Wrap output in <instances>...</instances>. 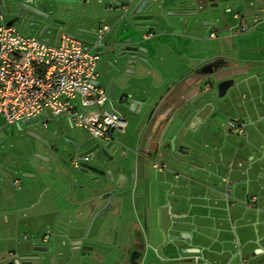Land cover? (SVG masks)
<instances>
[{
    "label": "crops",
    "instance_id": "0c3cea01",
    "mask_svg": "<svg viewBox=\"0 0 264 264\" xmlns=\"http://www.w3.org/2000/svg\"><path fill=\"white\" fill-rule=\"evenodd\" d=\"M199 1L203 6L208 5V0ZM251 1L227 2L236 10L247 13L264 5V0H253V4ZM166 7L170 10L172 5L167 4ZM248 18L254 20L251 15ZM249 22L251 23L250 20ZM256 22L255 30L264 31V19H257ZM161 23L163 25L158 28L163 32L141 43L148 48V62L120 64L125 82L116 88L120 91V98L115 97L119 100L114 101L120 110L115 107L112 109L125 118L124 112L129 114L126 127L120 132H125L128 121L134 120V133L139 131L140 135L137 136L136 146L123 149L120 148L123 144L113 133L108 150L113 149L115 157L119 151L126 154L131 163L126 169H117L111 161L102 163L99 159L96 163L105 169L110 168L114 178H118L119 183H123L130 192L118 215L120 218L109 226V232H129L130 225L134 222L146 248L156 256L157 261L151 264H195L196 261L201 264H264V41L236 45L240 59L232 64L231 69L214 74L197 73L193 69L205 63L210 54L216 51L209 45L208 39H217L219 44L223 39L221 34L238 35L227 26L231 25V20L222 19L221 24L228 29L217 31L215 36L208 39L171 34L170 27L164 21ZM57 26L59 30L56 32L72 35V29L81 30L75 26L60 24L50 26L43 34L55 31ZM20 27L27 31L35 30L37 34L33 35L41 37L38 29ZM81 32L87 33L85 29ZM178 32L182 33V29ZM53 38L55 40L57 34ZM103 45L99 49L98 81L107 87L114 72L109 63L112 58L108 57V52L104 61L106 64L101 63ZM100 64L103 66V73ZM208 80L210 88L205 84ZM234 87L241 89L238 92L241 91L243 98L233 100ZM116 90L113 97L110 96L113 99ZM227 98L235 101L237 106H242L245 111V116L240 115L246 124L245 134L240 135L246 137L248 148L241 154L242 158L238 160L236 167L229 163L230 168L225 169L222 166L228 155L222 150L223 144L217 156L212 150L208 155L204 146L197 150L198 142L189 138L188 134L201 127L206 122V117L216 109V104ZM132 99L145 101L138 114V104L130 109ZM232 115L236 113L227 115L226 119ZM52 120L53 118H48L47 122ZM15 124L6 126H10L12 130ZM6 126L2 129H6ZM224 126L223 132L211 130L209 139L207 136L203 141L200 140L202 145L211 146L210 141L213 142L218 135L224 143H228L232 151L237 152L240 142L236 136L239 134L229 130L225 124ZM250 126L254 128V141L247 132ZM139 127H143L141 133ZM63 139L66 150L79 151L89 145L85 139L79 145L75 134ZM69 140L78 142L79 146H74ZM54 142L52 140L51 145ZM193 149L196 150L193 152ZM213 157L217 165L209 166L208 161ZM143 158L151 161V166L147 165L144 173L141 164ZM152 159L165 163V167L156 170ZM219 163L222 166L219 167ZM61 172L60 170L50 175L52 187L40 188L38 196L36 193H29L18 203L26 204L25 214L32 220L45 223L44 229L76 236L84 229L67 227L63 223L67 219L87 220L88 209L84 200L90 192L79 183L74 185L68 182ZM131 172L134 175L133 184L129 182ZM27 175L32 176L33 173ZM0 176V186L4 180L12 182L15 187L21 184V179L9 169L5 168ZM12 178L19 181L15 183ZM8 191V195L2 198V205L5 206L14 199V194ZM253 195L256 199L252 201ZM3 214H8V211L4 210ZM122 221H127L128 224L125 225ZM60 263L69 264L62 258Z\"/></svg>",
    "mask_w": 264,
    "mask_h": 264
},
{
    "label": "flooded vegetation",
    "instance_id": "af4514ba",
    "mask_svg": "<svg viewBox=\"0 0 264 264\" xmlns=\"http://www.w3.org/2000/svg\"><path fill=\"white\" fill-rule=\"evenodd\" d=\"M74 1V3L66 2L68 4L66 6L59 3L60 10L50 13L51 7L42 5L45 0H36L37 8L44 11L41 15L49 13L47 18L34 12L26 14L20 9L17 13L16 9L7 10L6 8L2 9L0 6V21L6 24L10 21V25L14 27L25 26L38 29V31L42 30L44 24H48L46 30L50 29L49 27L52 25L53 27L60 24L75 26L87 31L86 34L89 36L84 37V40L89 41L98 27L103 24L108 25V31L105 36L108 33H114L115 35V32L124 25V19L119 20L117 17L128 12L127 2L130 0ZM214 2L216 1L208 0L206 7L213 9ZM251 3L253 4V0ZM218 10L221 12L223 19L229 18L231 20V25H227L229 30L236 32L238 35L255 30L257 19L258 21L260 18L264 19V5L258 6L247 13L236 10L227 2L221 5V10L219 8ZM25 15L29 16V18H26ZM250 15L251 17L253 16V23L249 22L250 19L248 17ZM53 18L58 21H52ZM210 19L214 22L211 23L212 30L210 32H215V35L217 31L221 32L223 29H228L221 24L222 19L220 17L216 19L213 15ZM241 20L244 21V25L241 24ZM35 23H39V27L35 26ZM85 25L91 28L86 29ZM56 30H59L58 26ZM60 33L61 31L57 32V36ZM159 34L155 33L151 37H157ZM221 36L223 38L221 39L222 42H226V44L219 43L216 51L210 54L211 56L207 58L205 63L194 68V72L204 74L224 72L231 69L233 67L232 64L237 59H240V53L234 44L236 35L221 34ZM36 138L44 145H48V141L42 140L37 136ZM50 147L56 149L54 145H50ZM99 153L101 152L99 151ZM109 154L115 157L114 153ZM101 155L100 160L102 163L111 161L105 160V154L101 153ZM99 167L103 168L102 166ZM93 174L99 175L96 172H93ZM80 176L87 179L84 173L80 174ZM131 178L134 179V175ZM115 182L119 183V179L115 178ZM0 202V264H50L51 261H53V264H65L60 263L61 258L69 264H151L157 261L154 253L152 252V254L146 248L144 240L141 238V233L137 230L138 227L134 222L131 223L129 232L119 230L110 234L109 226L118 220L119 216L94 220L88 216L85 222L80 219H67L63 225L84 229L78 235L72 236L70 233L43 229V223L32 220L30 216L25 214L26 204L18 203L20 201L13 199L14 203L7 206L2 205V201ZM4 210L8 211V214L4 215ZM122 223L126 225L127 221H122ZM28 227L33 228L34 233L30 232ZM156 255L158 256L157 253Z\"/></svg>",
    "mask_w": 264,
    "mask_h": 264
},
{
    "label": "built area",
    "instance_id": "2783aa9c",
    "mask_svg": "<svg viewBox=\"0 0 264 264\" xmlns=\"http://www.w3.org/2000/svg\"><path fill=\"white\" fill-rule=\"evenodd\" d=\"M107 31V24L99 26L89 41L61 32L51 42L0 21V130L33 116L42 118L47 127L48 118L62 115L71 126L83 128L103 142L112 140L115 130L124 131L127 119L103 107L111 97L98 81L99 49ZM225 125L236 134H245L240 115L229 116ZM92 153H75L69 162L74 166L90 162ZM152 164L156 170L166 165L157 159Z\"/></svg>",
    "mask_w": 264,
    "mask_h": 264
},
{
    "label": "water",
    "instance_id": "95a60500",
    "mask_svg": "<svg viewBox=\"0 0 264 264\" xmlns=\"http://www.w3.org/2000/svg\"><path fill=\"white\" fill-rule=\"evenodd\" d=\"M213 6L214 9L207 8L203 6L199 0H130L127 2L128 12L117 17V19H124V25L115 32L113 43L117 48L112 52L110 57L112 58L110 63L111 69L114 75L110 77L107 86L108 93L113 97L115 90L119 85H122L123 74L121 72L120 64H139L148 62V48L142 46L141 43L146 40L153 39L151 36L155 33H161L158 26L163 25L161 22L170 27L169 33L177 34L180 36L184 34L192 39L201 37L202 39L209 38V32L212 30L210 19L213 15L222 18L221 5L227 3L229 0H215ZM72 2L74 0H45L42 5L46 7L50 6V13L53 11L58 12L60 10L59 3ZM167 4L172 5L170 10L167 9ZM1 8H6L7 10L16 9L17 13L20 9L26 14H31L32 12L41 15L44 13L43 10L37 8L36 0H1ZM115 11V10H114ZM117 11V10H116ZM49 13L41 15L47 18ZM29 18V16H26ZM52 21H58L53 18ZM10 24V21L7 22ZM35 26L39 27V23H35ZM48 24L42 26V30L39 35H42L46 30ZM182 29V33L178 34L179 30ZM155 38V37H154ZM127 72V71H126ZM209 81V80H208ZM205 82L210 85L209 82ZM125 82V81H124ZM123 82V83H124ZM144 100L132 99L130 101V109L139 105L136 114L144 105ZM38 120L37 116L22 119L23 123L33 122ZM71 141V140H69ZM74 146H79L78 142L71 141ZM112 141L103 142L101 140H96L90 147L79 150L76 152L78 155L84 153L92 152L94 149H98L101 153L105 154V160H111L112 164L117 167V169L127 168L131 165L130 161L127 159L126 154L119 151L117 157L111 156L109 154V146H111ZM114 149L115 146L113 147ZM42 159V158H41ZM46 160L49 158L46 157ZM64 163H68L66 159H62ZM149 158H143L141 161L143 173L147 169ZM62 175L67 178L68 182L77 184V178L80 174H86L87 185L85 186L89 190V194L85 197L84 204L88 209V216L92 219H104L106 217L116 218L122 211L123 204L125 202L126 196L130 193L123 183L119 184L115 182V178L112 174L110 168L103 169L96 164L90 162L81 161L78 166L72 164L68 168L61 170ZM96 172L99 175H94ZM133 176V172L130 174ZM125 177V176H124ZM144 178V174L142 175ZM133 184V178L129 180ZM53 264V261L50 262Z\"/></svg>",
    "mask_w": 264,
    "mask_h": 264
},
{
    "label": "rangeland",
    "instance_id": "374dc122",
    "mask_svg": "<svg viewBox=\"0 0 264 264\" xmlns=\"http://www.w3.org/2000/svg\"><path fill=\"white\" fill-rule=\"evenodd\" d=\"M250 21L251 23L253 22L251 19ZM15 27L17 28L19 32L23 34H30V35L37 34L35 30L27 31V30H24L23 27H20V26H15ZM70 32L79 38L89 36L85 32H81L78 30L72 29V31ZM56 34H57L56 31H47L45 34L41 35V37L45 40L52 42L54 40L53 37ZM114 36H115L114 33H111V34L108 33L106 35V38H104L105 44L103 45V48L101 49V54H102L101 63L106 61L105 56L107 52L108 54H111L117 48L113 43H111L112 41H114ZM256 41L259 43L264 41V31L262 30L260 31L256 29V30H251L250 32H247L244 34L236 35L234 37L235 45H247V44H251ZM217 42H218L217 39H208L209 45L213 47L212 49L218 48L219 44ZM219 43H223V45L226 44V42H222V40H220ZM104 63L106 64V62ZM100 70H101V73H103V66L101 64H100ZM101 81L103 83L102 75H101ZM214 83H215L214 85L217 84L215 79H214ZM239 89L240 88L238 87L233 88V93H232L233 100L238 99V98H243L240 94L241 91L238 92ZM237 93H238V96L236 95ZM119 96H120V91L116 90V94L114 98L119 97ZM111 99L112 100H110V102L107 101L103 107L109 110L115 107L120 110L116 102L119 99L118 100H116V98L115 99L111 98ZM229 100L230 99L227 98L226 101L224 100L216 104L217 105L216 109L212 111L211 114L208 115V117H206L207 118L206 122H204V124L201 127L191 130V132L188 134L189 138L193 140L195 139L194 141L198 142L196 143L199 145L197 150L200 149L199 147L204 146L203 148L207 149L206 151L208 155L211 154V150H212V152H215L217 156V153L220 150L219 148L223 147L222 150L224 153L227 152L228 158H225V162H226L224 163L225 165L222 166L219 163L220 164L219 167L222 166L225 169L230 168L229 163H232L231 165H233L234 167L237 166L238 160L242 158L241 154L248 148L247 146L248 142L246 140V137L240 134L236 136L238 141L240 142L239 150L237 152L232 151V148L229 147L228 143H224V140L223 139L221 140V138L218 135L215 136L216 139H214L213 142L210 141L212 145L211 146L209 145V147L202 145L203 143L202 141L207 136H208L207 139H209L211 130L223 132L225 128L224 124H225L227 115L239 113V115L245 116V111L243 107L237 106L235 104V101H231V100L229 101ZM91 109H93V107ZM124 113H125L124 115L126 116V118H129V114L127 112H124ZM41 120L42 118L39 120L33 121V122H27V123H23L22 120H20L19 123H16L13 126L12 130L10 126H6V129L1 130L0 132V141H1L0 142V172L3 173V170H5V168L11 170L15 176L21 179V184L19 185V187H15L12 182L4 180V182L2 183V186H0V201L3 200L2 198L4 196L8 195L7 193L9 192L8 190H10L11 194L12 193L14 194L15 201H22L23 197L25 195H29V193L31 195L36 193V195L38 196L40 194L39 192L40 188H45L46 186L48 188L52 187L53 184H52L50 175L52 173L53 174L58 173L60 170L68 168L70 165V162H69L70 157L74 153L77 152L75 150H66L63 147V144L65 143L63 141L64 137L75 134L76 138L79 140L78 141L79 145H80L81 140L85 139L86 141L89 142L88 147H90L97 140L96 138L91 137L90 134L85 129L80 128V127H71L70 125H68L66 118L62 115L54 117L52 121H48L47 127H43ZM0 122H2L1 116H0ZM134 123H135L134 120L128 121V126L125 132H120L118 130L114 131V137L123 144V145H120V148L127 149V148H132L133 146L137 145L138 143L137 136L139 134V131H137V133H134V128H133ZM140 129L141 128L139 127L138 130ZM142 130H143V127L140 133L142 132ZM253 130L254 128L251 126L250 128H247V132L249 133V138L252 139V141H254V137H255L253 135ZM36 136L42 140L48 141V145H44L40 140H37ZM52 140L55 141L52 144L57 146L56 149L50 148ZM195 150L196 149H193V152ZM92 152L93 153H92L90 162L92 164H96L98 163L102 155L101 153H99L98 149H94ZM109 152L112 153L113 149L110 148ZM45 157H48L49 159L46 160ZM62 158L66 159L68 163H64ZM150 162L151 161H148L149 167L151 166ZM208 164L209 166H216L217 161L213 157L209 159ZM27 173H33V175L29 176L27 175ZM77 183L87 185V181L82 176L77 178ZM8 203L12 204L13 202L8 201ZM33 210L37 211V208L33 207ZM48 216L50 217L51 213ZM28 228L30 232L34 233L33 228L31 227H28Z\"/></svg>",
    "mask_w": 264,
    "mask_h": 264
}]
</instances>
